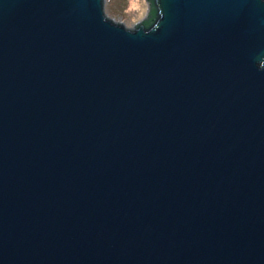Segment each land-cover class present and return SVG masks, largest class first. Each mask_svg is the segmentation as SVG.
<instances>
[{
  "label": "water",
  "instance_id": "95a60500",
  "mask_svg": "<svg viewBox=\"0 0 264 264\" xmlns=\"http://www.w3.org/2000/svg\"><path fill=\"white\" fill-rule=\"evenodd\" d=\"M153 3L0 0V264H264V0Z\"/></svg>",
  "mask_w": 264,
  "mask_h": 264
},
{
  "label": "rangeland",
  "instance_id": "374dc122",
  "mask_svg": "<svg viewBox=\"0 0 264 264\" xmlns=\"http://www.w3.org/2000/svg\"><path fill=\"white\" fill-rule=\"evenodd\" d=\"M106 15L129 29L141 23L149 11V0H105Z\"/></svg>",
  "mask_w": 264,
  "mask_h": 264
},
{
  "label": "trees",
  "instance_id": "16d2710c",
  "mask_svg": "<svg viewBox=\"0 0 264 264\" xmlns=\"http://www.w3.org/2000/svg\"><path fill=\"white\" fill-rule=\"evenodd\" d=\"M150 1L152 2V6L149 8L148 14L141 21V23L138 24H143L145 26V29H149L150 27H152L158 19V11L153 3V0H149V2Z\"/></svg>",
  "mask_w": 264,
  "mask_h": 264
}]
</instances>
